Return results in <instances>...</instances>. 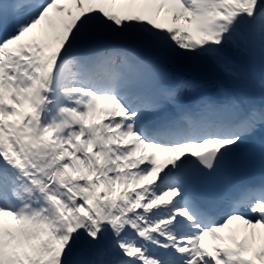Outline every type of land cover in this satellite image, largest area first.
Returning <instances> with one entry per match:
<instances>
[{
    "label": "snow or ice",
    "instance_id": "obj_1",
    "mask_svg": "<svg viewBox=\"0 0 264 264\" xmlns=\"http://www.w3.org/2000/svg\"><path fill=\"white\" fill-rule=\"evenodd\" d=\"M0 264H264V0H0Z\"/></svg>",
    "mask_w": 264,
    "mask_h": 264
}]
</instances>
